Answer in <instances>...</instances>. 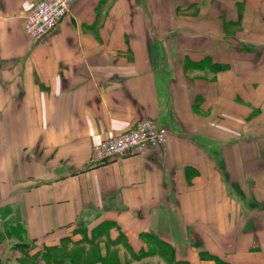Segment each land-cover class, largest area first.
<instances>
[{
	"label": "crops",
	"instance_id": "obj_1",
	"mask_svg": "<svg viewBox=\"0 0 264 264\" xmlns=\"http://www.w3.org/2000/svg\"><path fill=\"white\" fill-rule=\"evenodd\" d=\"M37 1L0 0V264L102 228L91 264H264V0H78L33 42ZM141 119L164 145L91 163Z\"/></svg>",
	"mask_w": 264,
	"mask_h": 264
},
{
	"label": "built area",
	"instance_id": "obj_2",
	"mask_svg": "<svg viewBox=\"0 0 264 264\" xmlns=\"http://www.w3.org/2000/svg\"><path fill=\"white\" fill-rule=\"evenodd\" d=\"M78 0H38L24 16L23 29L27 37L37 42L71 14ZM167 126L153 119H141L124 133L112 135L92 146L91 163L105 165L121 158L147 153L155 146L166 143Z\"/></svg>",
	"mask_w": 264,
	"mask_h": 264
},
{
	"label": "rangeland",
	"instance_id": "obj_3",
	"mask_svg": "<svg viewBox=\"0 0 264 264\" xmlns=\"http://www.w3.org/2000/svg\"><path fill=\"white\" fill-rule=\"evenodd\" d=\"M3 218L7 219L5 222L0 223V229L7 230L9 239H6L4 236H0V246L2 247H11L13 246H30L26 242L24 237V229L21 223L18 222L17 216L13 210L3 209L1 211ZM9 215V217H8ZM83 232V237L80 239V242L75 244V239L68 237L66 242L62 245V248L58 252L51 253V250L48 251V255L53 259H60L62 264H91L95 258L98 256L100 246L106 240L103 238L105 229H99L98 231H93L91 236ZM151 243L154 241L150 240ZM106 243V242H105ZM150 243V248L154 249L153 244ZM89 244V245H88ZM161 254L162 260L169 262L170 254L163 246L157 244ZM55 251V249H53ZM155 251V250H154ZM164 252V253H163ZM46 254V255H47Z\"/></svg>",
	"mask_w": 264,
	"mask_h": 264
},
{
	"label": "trees",
	"instance_id": "obj_4",
	"mask_svg": "<svg viewBox=\"0 0 264 264\" xmlns=\"http://www.w3.org/2000/svg\"><path fill=\"white\" fill-rule=\"evenodd\" d=\"M221 264V263H220Z\"/></svg>",
	"mask_w": 264,
	"mask_h": 264
}]
</instances>
